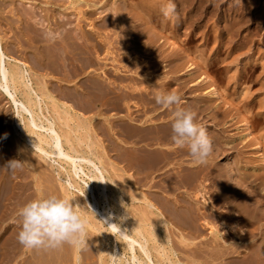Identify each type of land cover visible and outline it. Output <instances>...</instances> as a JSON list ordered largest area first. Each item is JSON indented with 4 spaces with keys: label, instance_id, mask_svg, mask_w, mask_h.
Wrapping results in <instances>:
<instances>
[{
    "label": "rangeland",
    "instance_id": "obj_1",
    "mask_svg": "<svg viewBox=\"0 0 264 264\" xmlns=\"http://www.w3.org/2000/svg\"><path fill=\"white\" fill-rule=\"evenodd\" d=\"M43 1L24 0L23 2V0H4L2 4L0 3V34L8 44L16 47L14 59L16 58L15 60L18 59L17 61H21L22 63L25 62L29 66L27 81L37 93L41 88L40 79L44 73L35 70L34 66H32V60L35 59L36 55L29 50V44L27 45V41L25 39L23 41L20 38L19 30H16L14 27V23H16V26H23L24 21L19 23V15L12 16L10 12L14 10L13 12L20 14L24 8L29 6L28 2H31L35 5V10H38L36 12L46 17L45 11L43 8H40ZM52 1L54 2L55 0ZM67 1L69 0H66V4ZM93 1L95 0H83L78 7L85 10V6L92 5V3L94 6L101 7L104 3L108 4L109 2V0ZM159 1L163 5L168 3V0ZM224 1L223 9L218 13L211 14L210 18L207 16L210 20L207 19L208 23L205 22L206 20L204 21L205 25L208 24L206 27H202L204 23L199 25V21L192 23V25L185 24V16L184 18L182 16L177 18L183 26L179 29L180 31H178V37H176L175 41L190 56L203 55L202 57L207 59L205 68L208 73L217 80L218 84L228 93L230 98L238 99L239 108L248 112L256 131L258 134H261L264 131V123L261 116H259L261 114V107H258L257 102L259 103L264 100V0ZM253 2H255L254 5H252ZM53 7H55V10L53 8L51 10L53 9L55 11L53 12L57 15L61 9L55 5ZM233 7L240 8L237 16L239 24L238 27L235 26L236 28L234 27V29L230 30L226 28V23L230 24L231 22L229 9ZM90 20L91 18L88 19L89 22ZM88 21H83L82 25H87ZM92 21L99 23L101 21L99 14L94 15ZM50 23L51 25L49 24L50 27L48 25L47 30L54 31V23ZM11 30L15 32V35L10 32ZM208 34H211V38L214 37L212 41L210 40L211 38L209 40L206 38ZM220 34L222 35V39L219 42H222V45L220 44V48L214 51L212 49L213 42H216V37L220 36ZM161 35H158L160 36L158 37L159 40H156L160 42L156 43L157 45L159 44L162 50L160 60L158 58V62L160 61L159 67L150 66L153 61L149 60L151 58L149 51L145 53L146 56L133 52L135 55L129 56V59H119L118 61V66L130 64L134 60L138 61L136 68H138L139 73L135 75L134 79L136 81H134L137 87H144L142 89H147L149 94L161 92L163 84L168 82L166 78L167 71L169 68L173 69L172 65H169L165 60L166 54L171 50V46L166 43L168 42L167 38H173L176 34L164 31ZM109 36L112 41L115 40L114 42L119 40L116 39L115 34ZM18 41L22 42V48L14 46V44L19 43ZM243 41H245V44L240 46ZM136 42V45L128 48L126 52H131L135 47L143 45L138 40ZM236 43L238 44L236 45ZM124 48H121L119 52H123ZM135 51H138V49H135ZM200 51H202L201 54ZM115 57L116 59L119 58V56ZM250 57H253V60L255 59L254 62L250 65H245L244 62ZM110 58L109 64L111 65L108 66H115L112 63L113 58ZM178 60L184 67L188 65L189 60L185 61L182 58ZM237 60L238 63L235 62ZM240 71H243V74L240 78H237V72ZM177 72L175 76L176 80L170 84V90L168 91L175 92L181 96L182 101L180 105H174L173 108H165L153 102L154 104L151 103L145 106L140 100H136L137 97H134L132 102L136 100V104L131 105L130 114L127 113L124 107L123 110H119L115 106L110 107L102 113L95 110L88 114L83 113L78 107L81 101L68 99L66 97V93L68 92L66 89V92L63 91L64 87L71 85L59 83L57 78L60 77L54 73H50L49 78H46V83L51 82L54 84L52 92L50 91L53 99L60 107L64 106L70 108V110L72 109L71 115L62 113L59 115L57 112L61 110L56 109L54 111L51 105H48V112L46 111L44 102L40 105L43 114L54 120L56 131L62 137L63 151L56 149L55 154H53L52 144L43 145L45 151H47V154H45L32 146L30 142V140L32 141L31 136L28 139L22 136L21 129L23 127L27 134L29 133L30 127L27 128V126H31V120L29 114L23 111V107L20 104L19 99H21V96L18 95L16 97L13 93L9 92L6 94L0 91V264H20L22 249L35 252L36 249L24 246L21 249L19 248L20 244L17 240V235L20 231V220H17V212L27 202L48 195H57L72 200V203L78 206L76 211L86 221V242L78 245L81 256L79 264H162V260L165 261L163 264H167L169 261L168 264L171 262V264H228L227 257L224 256L232 247L238 248L244 254H240V257L244 258L248 254V259L245 257L246 261L245 258H237L240 264L243 262L245 264L249 260V263L256 260V262L264 264V254L261 256L262 253L259 250V245L264 240L263 211L261 215L262 221L258 224L261 227L259 230V226L257 227L258 235L255 237L257 242L252 241V237L248 239L251 241L247 240L244 242L240 240V237H243L244 233H240L237 237H234L230 232V227H228L231 226L232 221L225 220L228 217L227 215L231 214V209L234 208V211H236L233 216H236V220H240L242 228L245 229L248 220L238 216L241 212L240 208L237 207L238 205L233 207L231 202L225 204L222 201L223 197L213 191L211 185L207 187L206 191H208V194L206 197L210 198L212 206L215 205V214L211 211L209 212V209L206 210L200 198H195L196 201L190 198L197 190V187L191 186L192 188H189L185 183L186 179H188V176L189 178H194L200 168L208 167L207 169L209 170L214 163L207 161V159L211 160L214 157L210 154L206 159L207 162L201 163V167L197 168L194 165L197 161L190 156L186 147L181 148L175 143L157 145V143L154 144L147 140L150 131L157 133V129L156 131L148 129L150 121L159 122L160 119H163L159 125L163 128L161 131H164V128L167 129L166 126L170 129L175 118V110L177 108H184L189 102L200 101V99L204 100L205 104H199L200 110L195 123L206 128L209 137H212L215 132L220 131L225 140H231L233 138L230 134L241 130L240 119L235 116L230 120L232 123L230 121L227 124H224V121L221 123L216 122L213 117L217 115V112L210 110L213 98L208 94L202 95L207 91L208 87L205 86L204 88L203 84L199 85V87L197 86L199 88H197V91L200 95H195L194 90H191L187 84L189 80L188 75L180 73L181 71L179 72V70ZM99 80L105 84L112 81V79L110 81V79L102 77V75ZM127 81L129 83V80ZM127 81H122L120 85L115 83L114 90L116 94L120 95L121 92H124V86L128 85ZM241 87H249V97L252 98L251 100L256 99L255 105H251V108H247L242 99L238 98ZM143 94L142 98L145 97V93ZM31 97L34 99L33 96ZM12 98H16L17 102H19H13ZM221 110H223L222 107ZM159 126L153 125V128H159ZM33 130L35 132L38 131L37 133L46 137L47 140L49 138L48 141H50V132L47 129ZM152 132L151 135L153 136ZM237 146L234 151L226 152L215 160V163L220 160V169H224L223 165L230 162L236 155L235 151L241 148V144ZM65 153H69L72 156L83 155L91 159L96 167H99V170L88 161L79 159L66 160L64 158ZM11 160H18L22 164L15 170H9L5 168V165ZM152 160L154 162H156L155 160H162L163 164L161 168L164 166V171L160 168L155 170L150 176L149 166ZM172 164L173 166H171ZM99 171L103 173V181L105 180L107 184V188L104 190L98 187L100 186L99 183L101 184L102 182ZM156 171L158 172L156 173ZM95 176H98L101 181L97 184L98 186L91 180ZM214 179L213 177L210 181L214 183L218 181V179ZM213 182H210V184ZM242 185L241 188L239 187L241 190L238 188L240 191H243L244 186L246 187L244 183ZM239 190L237 191L238 193L240 192ZM245 190L247 189L244 188ZM253 196L256 197L254 198L256 202L258 199L259 202L262 201V195L259 193ZM96 200L99 201V206L95 202ZM185 202L187 203L185 204ZM187 204H190L189 208H187ZM263 205L264 203L262 204L263 208H261L264 210ZM108 206L113 209L118 218L115 216V213L111 214ZM106 210L108 212H105ZM186 214L189 217L192 215L191 218H194L196 222L189 224L184 221ZM124 216H129L128 218L131 222L138 223L142 228L143 238L140 237V240H135V243L128 238H124L118 230L111 232L110 222L105 223L106 221L104 222L103 220L104 217L111 218L117 227H122L119 218H123ZM222 221H225L226 225H228L223 226ZM119 229L122 230V228ZM127 231L126 229L124 230L125 234L130 237V232ZM140 244L142 246L145 245L148 257L141 249ZM62 246L66 247L63 248ZM62 246L57 247L58 249L55 248L56 250H52L57 251L56 253L58 254L59 249L63 248L68 258H71L69 255H71V250L76 245L65 243ZM67 247H71L68 248V253H66ZM29 254L26 255V259L32 260V255ZM134 255L136 258L133 259ZM255 256L257 257L255 258ZM68 264H74V260L71 258Z\"/></svg>",
    "mask_w": 264,
    "mask_h": 264
},
{
    "label": "bare ground",
    "instance_id": "obj_2",
    "mask_svg": "<svg viewBox=\"0 0 264 264\" xmlns=\"http://www.w3.org/2000/svg\"><path fill=\"white\" fill-rule=\"evenodd\" d=\"M2 1L4 0H0L1 4L3 3ZM97 1L99 0H95L93 2H97ZM81 2H83V0H69L67 1V4H66V0H55L54 2L52 0H44L43 4L41 5L42 7L40 8H43V10L46 13V17L42 16L43 14L41 15V13H37L36 11L38 10H35L36 7L31 2H28L29 6L24 8V10L20 12V14L13 12L14 10L13 11L11 10L10 12L12 16L19 15L20 18L19 23L24 21L23 26L20 25L16 26V23H14L15 25L14 27L16 28V30H19L20 38H22V40L25 39V41H27V45L29 44V50L34 52L36 55L35 59L32 60V64H33L32 66H34L35 70L44 73L40 79L41 88L38 90V93L33 90L30 83H28L27 81V75L29 74L28 70L30 69L29 66L25 62L22 63L21 61L20 62L17 61L18 59L17 60H15L16 58L14 59L16 47H12L10 44H8L4 40V37L1 36L0 34V91H3L6 94L9 92L11 94L13 93V95H15L16 97L20 95L21 99L19 100H20V104L23 107V111L29 114L30 116L29 118L31 120L30 123L31 126L29 125L27 126V128L30 127L29 133L27 134V132L23 127L21 129L23 134L22 136L26 137L27 139L29 136H31L32 141L30 140V142L32 146L42 153L47 154L46 153L47 151H45L43 147L44 144L53 145V149H52L54 151V153L52 152L53 154H55L56 149L63 151L62 137L58 133V131H56L55 122L53 119H50L49 116H45L43 114L40 105L42 102H44L46 111L48 112H49L48 105H51L54 111H56V109L61 110L57 112L59 115L61 113L65 115H71L72 109L70 110V108H66L64 106L60 107L53 99L50 91L52 92L54 84L51 82L46 83L47 80L46 78H49L50 73H54L60 77L57 78L59 83H66L71 85L64 87L63 91L68 92L66 93L67 96L64 92L63 93L68 99L80 100L81 103L79 104L78 107L83 113H87V114L92 112L93 110L102 113L103 111H106L112 106L113 107L115 106V108L119 110L120 109L123 110L124 107L127 113L130 114L129 112L130 107L131 105L136 104L135 102L136 100H140L141 103L145 104V106L153 102L156 103L155 97L157 95L169 92L168 90H170L169 89L170 84H172L176 80L175 76L176 73H178L177 70H179V72L181 71L180 73L182 74L186 73L189 77L187 84L191 88V90H194L195 95H200V93H198L197 91L199 85L203 84L204 88L205 86L208 87L207 91H205L202 95L208 94L211 98H213V102L210 107V110L217 112V115L213 117V119L216 122L221 123L222 121H224L225 123L224 122L223 123L227 124L228 121L232 120V118L235 116L240 119L239 124L241 125V130L236 129L238 130L237 132L230 134L232 135L233 138V139L230 138L231 140H225L223 135L221 134L222 132L220 131L215 132V134L212 135V137H210L212 141V152L210 154L214 158L211 160L207 159V161H211L214 164H212L209 170L207 169L208 167L200 168L199 172H197L198 174L194 178H189L188 176V179H186L187 181L185 182L188 185V187L189 188L191 186L197 187V190L194 192V194H192V197L190 198L193 201H196L197 198H200V200H202V202L204 203L206 210L209 209V212L211 211L212 213L215 214L216 213V208L214 207L215 205L212 206L213 204L209 200L210 198L208 199V197H206L208 194V191H206L207 187L211 185L212 187L211 189H213V191H215L216 193H218L223 197L222 201H224L225 204H229V202H231V204H233V207L238 205L237 207H239L241 211L240 215L238 216L248 220L247 226H245V229H243L240 220L239 219L236 220L237 219L236 216H233L236 210L234 211V208L231 209V214L229 213V215H227L228 217L225 219L232 221L231 226H228L230 227V232L234 235V237H237L240 233L241 234L244 233L243 237H240L241 241L245 242L249 238L251 239L252 237L251 240L255 242L256 241L255 237L258 235L257 227L259 226L258 224H260V221H262L261 219L262 211L264 212V210L262 209L263 208L262 204L264 203V131L261 134H258L251 116L248 114V112H245L246 110L243 111L239 108L240 106H239V102L237 101L238 99L236 100L230 98L228 96V93L218 84L217 80H215V78L208 73V71L205 68L207 59L203 58L202 57L203 55L190 56L175 41L176 37H178L177 35H178V31H180L179 29H181V27L183 26V24L180 23L177 18H180L181 16L184 18L185 16L186 18L184 22L185 24L192 25V23H196V21H199L200 22L199 25H202L205 20H206L205 22L208 21L207 19L210 18L211 14L218 13L221 9H223L224 7L223 4L225 1L224 0H174V2L176 3V14H177L176 18L164 17V15L162 14V8L166 5L161 4L159 0H123V1L109 0L108 2V4L110 3L109 6L108 4L104 3L103 5H101V7H98L97 5L96 7L92 3V5H86L85 6L86 8H84L85 10H82L81 8L78 7ZM254 4L255 2H253L252 5ZM54 5L62 10V11L59 10V13L57 15L54 13L55 12L54 11L55 7H53ZM51 8H53L54 10L53 9L51 10ZM69 10L71 12H66ZM229 12L231 13V19H230L231 22L230 24L226 23L227 26L226 28L232 30L234 29L235 26L238 27L239 18L237 16L240 12V8L233 7L232 9H229ZM96 14H99V18L101 20L99 23H95L93 21L91 22L92 17ZM207 16H209V18ZM254 16L256 15L254 14ZM90 18L91 20L89 22L88 19ZM83 21H88V24L82 25V23H84ZM50 22L54 23V28H55L54 31L47 30L48 25L49 24L51 25ZM206 25L204 23L202 27L203 26L206 27ZM164 31H170L176 34L174 35L173 38H167L168 42L166 43L169 46H171V50L166 54L165 60L169 63V65H172L173 69L169 68V70L167 71L168 73L166 75V78L168 82L163 84L161 92L149 94L147 92L148 91L147 89H142L144 87L141 88L136 86V82H135L136 80L134 78L135 75H138L139 73L138 68H136L138 61L134 60L130 64H124L121 66H118L119 65L118 61L119 59H124V60L129 59V56L131 57L134 54L133 52H135L136 54L141 53L143 56H146L145 53L149 51V56H151L149 60L153 61L151 62L150 66L159 67L160 61L158 62V58L160 60V57L162 55V50L159 47V44L157 45L156 43L159 41L156 40H159L158 37L162 36L161 34ZM10 32L15 35V32H13L12 30ZM111 34L112 35L115 34L116 39L119 40H117L116 42H114L115 40L112 41L111 37L109 36ZM210 35L211 34H208L206 37L208 38V40L211 38ZM108 36L110 37V39ZM221 36L222 35L220 34V36L216 37L217 39L216 42H213L214 47L212 45V49H214V51H216V49L218 50L222 45V42H219L222 39ZM51 37H55V39H52ZM213 38H211L210 40L212 41ZM137 40L143 45H141L140 47H135L134 50L131 52L130 51L126 52L128 48L136 45ZM237 44L238 43H236V45ZM244 44L245 41H243V43H241L240 46H243ZM14 46H17L18 48H22V42L14 44ZM123 47H125L124 48L125 50L123 52H119V50L121 48L123 49ZM135 49H138V51H135ZM141 50L143 51L141 52ZM201 52L202 51H200V54ZM115 56H119V58L116 59ZM110 57L113 58L112 63L115 64V66L117 67H115L114 65L110 67L108 66L111 65L109 64V59H111ZM179 58H182V60L185 61L189 60L188 65L185 67L181 65L178 62ZM252 58L253 57L247 59V61H245L244 64L250 65L251 63H253L255 59L253 60ZM235 62L238 63V60ZM242 72L243 71L237 72L238 73V75H236L237 78L241 77V75L243 74ZM101 75L102 77L104 76L107 79H110V81L112 79V81L110 83L105 84L104 82L99 80ZM125 80L126 81L129 80V83L127 81L128 85L124 86L125 89L124 92H121L120 95L116 94L114 90L115 83H117V85L118 84L120 85L121 82ZM249 90H250L249 87H241L238 94L239 95L238 98L242 99L244 105H246L247 108L250 107L251 105L252 106L255 105L254 102L256 100V99L251 100L252 98L249 97V92H250ZM143 93H145L144 98H142V95H144ZM31 96H33L34 99H32ZM134 97H137L139 99L136 98V100L132 102ZM12 99L13 102H17L16 98H12ZM259 103L257 102V104L259 105L258 107H261V114L259 116H261L264 123V111L262 113V110H264V100ZM199 104L201 105L205 104V101L200 99V101L197 100V102H189L183 109L190 110L193 113H195V119H196L200 110ZM221 107L223 108V110H221ZM162 120L163 119H160L159 122L150 121L148 129L149 130L153 129L154 131H156L157 129V133L150 131V135L147 138V140L154 144L157 143V145L163 143L173 144L174 142L172 140V134H173L172 128L168 129V126H166L167 129L164 128V131H161V129L163 128L162 126L159 125ZM38 121L40 124L38 123ZM153 125H155L156 127L158 125L159 128L156 127L153 128ZM169 127H170V123H169ZM33 129H47L50 132L49 135L50 141H48L49 140L48 137L47 140L46 137L37 133L38 131L35 132ZM151 132L153 133V136L151 135ZM238 144H241V148L235 151L236 155L232 158L230 162H227L223 165L224 169L223 168L220 169L219 168V163H221L220 160L217 163H215V160H217L221 155H223L226 152L234 151L236 147H238L237 146ZM75 154L77 153L75 152ZM64 158L69 161L70 160L72 161L74 159L88 161L92 163L93 164L92 166H94L96 169L99 168L98 166L96 167L95 163L91 159L83 155L72 156L69 155V153H65ZM173 159L175 160V158ZM162 160L160 161L155 160L156 162L152 160L150 162V166H149L150 176L151 174H153L155 170L161 168L164 161ZM194 165H196L197 168L201 167L200 166L201 163L196 162L194 163ZM171 166H173V164ZM163 168L164 166L161 169ZM157 172L158 171H156V173ZM99 173H100V178H102V182L99 180L98 176L92 177L91 180L93 183L96 184V186H98L97 184L100 181L101 184L99 183L100 186L98 187H101L104 190L105 188H107V184L105 180L103 181V177H104L102 175L103 173L101 171H99ZM192 174H188V175H192ZM213 177L215 179H218V181L215 183L213 181H210ZM210 182L213 183L210 184ZM242 183L246 185V187L244 186V188H246L247 190L244 191V188L242 187L243 191H240ZM236 189H238L242 193L240 192L238 193L237 192L238 190ZM246 191L247 192L249 191V193H247ZM244 192H246L247 194ZM257 193L262 195V201L260 202L258 201L259 199L257 200V202L254 199L256 197H254L253 195H257ZM95 202L99 206V201L96 200ZM186 203L187 202H185V204ZM189 205L188 204L186 205L188 206L187 208H189ZM108 210L111 211L112 215L115 213L113 209H111L110 207L108 208ZM105 212L108 211L106 210ZM115 216L118 218V215L116 213ZM128 217L124 216L123 218H119L122 227H117V225L113 226L112 224L115 223L111 218L104 217L103 220L104 222L106 221L105 223L110 222V226L112 230L111 232H113V230L115 231L118 230L124 236V238L126 239L128 238L135 243L136 242L135 240L138 239L140 240V237L143 236L142 228L138 223L131 222ZM191 217L192 215L189 217L188 214H186L184 221L188 222L189 224L196 222V220L194 218L192 219ZM222 225L227 226L228 224L226 225V222L222 221ZM260 227L261 225L258 227V230ZM119 228H122V230ZM125 229L130 232V237L125 234L124 232ZM19 246L20 249L23 248L21 244ZM140 246L143 252L145 253V255L148 257L147 250L145 249L146 248L145 245L142 246L140 244ZM63 248L59 249L58 254L56 253L57 251L55 252L52 249H39V250L36 249L35 252H32L28 249H22L20 264H68L71 258L74 260V264H79L81 258L79 252L80 250L79 246L76 245L71 250L72 251L71 255H69L71 258H68ZM68 248L71 247H67V249L65 248L66 253H68L67 251ZM259 250L262 253L261 256H263L264 240L259 245ZM131 251L133 250L131 249ZM28 253L32 255L31 256L32 260L26 259V255ZM226 253L227 254L224 257H227L228 264H240L238 260L242 259L243 257H240L239 255L243 253L240 252L238 248L232 247ZM162 255L161 257H163ZM236 255H238L239 257L238 256L236 257ZM247 255L245 256L246 258ZM256 257L257 256H255V258ZM134 258H136L135 255L133 256V259ZM237 258L239 259L237 260ZM162 261L165 262L164 260ZM249 261H247V263L245 264H261L260 262H256V260H254L255 262L253 261L252 263H249ZM169 262H167V264Z\"/></svg>",
    "mask_w": 264,
    "mask_h": 264
},
{
    "label": "clouds",
    "instance_id": "obj_3",
    "mask_svg": "<svg viewBox=\"0 0 264 264\" xmlns=\"http://www.w3.org/2000/svg\"><path fill=\"white\" fill-rule=\"evenodd\" d=\"M162 14L165 18L177 17L174 0H168L166 6L162 8ZM155 100L165 108H172L174 105H180L182 98L175 92H169L157 95ZM174 117L173 142L181 148L186 147L197 163H205L212 152V141L206 128L195 123V113L190 110L177 108ZM21 164L22 162L18 160H11L5 168L15 170ZM77 207L72 200L57 195H48L27 202L17 212V218L20 220V231L17 235L19 244L39 250L55 249L65 243L70 245L85 243L86 221L76 211Z\"/></svg>",
    "mask_w": 264,
    "mask_h": 264
}]
</instances>
